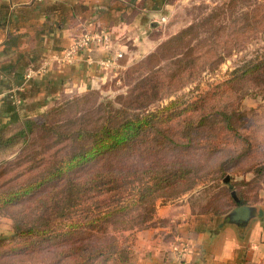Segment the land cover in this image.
<instances>
[{"label": "rangeland", "instance_id": "1", "mask_svg": "<svg viewBox=\"0 0 264 264\" xmlns=\"http://www.w3.org/2000/svg\"><path fill=\"white\" fill-rule=\"evenodd\" d=\"M245 15L254 19L245 22ZM161 22L157 30L152 29L150 34L152 39L158 40L150 52L136 54L128 66L95 87L79 93L62 94L32 118L34 124L26 136L25 152L22 151V143L18 142L8 157L9 163L0 167V194L10 188L40 180L41 172L51 168L54 162L83 148L89 137H72L79 130L93 131L106 120L115 122L135 112L156 111L170 100H177V108L172 111L185 108L214 85L230 78L231 72L244 62L264 56V0H173L169 16ZM182 30L187 31V34L181 37L174 49L142 63L168 36ZM175 54H178L177 57L171 58ZM235 88L236 92L210 100L209 106L231 104L240 110L241 118H236V123L250 138L252 150L233 165L226 164L223 177L220 173L221 163L233 154V150L224 145L217 147L221 146L223 150H216L209 145L210 141L204 139L210 134L208 126L216 123L212 131L220 126L216 117H211L202 128L204 131L201 134H205L203 139H196L190 144L179 139L178 130L186 120H197L201 116L199 109L178 114L170 119V124L164 125L170 141L149 135L145 139L141 138L143 140L133 152L124 151L100 158V165L117 162L127 169H131L132 164L140 169V166L151 160L170 164L184 161L193 165L197 176L203 181L184 194L175 196L174 191L162 192L153 202L131 207L128 211L130 217H125L128 222H141V230L158 222L162 224V221L153 217L156 202H168L180 196L187 197L192 213L215 217L233 208L227 210L231 192L236 198L239 196L242 201L252 203L250 205L264 206V171L261 175L248 172V169H254L255 163L258 165L264 161V91L259 96L247 95L240 99L244 90L253 92L255 89L248 82L239 83ZM217 136L224 137L219 132ZM149 145L154 146L150 148ZM183 145L189 146L181 147ZM0 153L3 158V153ZM225 177H228L227 181H224ZM131 186L125 193L136 192ZM189 186L185 182L178 191ZM227 186H230V192ZM47 189L41 188V191ZM29 197L26 200L33 202L35 195ZM89 206L88 203H76L75 199L59 201V207H53L44 220L54 222L61 217L75 218L83 211L91 210ZM152 207L153 213L150 212ZM215 209L223 213L215 215ZM25 215L26 220L34 217L27 212ZM21 216L22 212H16L9 206L0 210V264H68V259L61 262L55 255L61 247L45 242L26 246L32 239L13 238L14 218ZM138 231L135 227L124 234L128 236L134 232L136 236ZM60 243L65 245L66 241H56V245ZM133 243L132 255L136 237ZM12 249L18 251H10Z\"/></svg>", "mask_w": 264, "mask_h": 264}, {"label": "trees", "instance_id": "2", "mask_svg": "<svg viewBox=\"0 0 264 264\" xmlns=\"http://www.w3.org/2000/svg\"><path fill=\"white\" fill-rule=\"evenodd\" d=\"M243 18L245 22L254 19L247 15ZM186 34L187 31L182 30L168 36L142 63L174 49L177 42ZM230 76L227 80L207 90L197 100L187 104L185 108L172 111L177 108V100H170L166 106L156 111L135 112L128 117L123 116L121 119H116L115 122L106 120L93 131L89 129L76 132L73 138H77L76 136L82 139L89 137L83 148H78L54 162L51 168L41 172L40 180L10 188L0 194V210L9 206L16 212H22L20 218H14L13 238L32 239L27 242L29 244H25L26 246L45 242L61 247L55 255H58L61 262L68 259V264H131V245L134 244L136 236L134 232L128 236L124 232L135 227L141 230L142 226L141 222L131 221L130 223L128 219L126 220L130 217L128 213L130 208L140 203L153 202L154 198L162 192L174 191L175 196L184 194L203 181L197 176L193 165L184 161L170 164L151 160L148 164L140 166V169H136L134 164L131 169H127L128 167H123L117 162L100 165V158L124 151L133 152L143 140L141 138L145 139L149 135L156 139L158 136L165 141H170V135L164 125L170 124V119L178 114L187 110L199 109L201 116L195 121L186 120L182 128L178 130L179 139L186 140L188 144L196 139H203L202 136L205 134H201L204 131L202 128L209 123L211 117H216L220 126L214 131L212 127L216 123L208 126L210 134L204 139L210 141L209 145L215 147L216 150L224 149L221 146L217 148L218 145L232 148L233 154L221 163L220 173L223 177L226 173V170H223L224 166L233 165L247 156L252 150V144L250 138L243 132V128L237 126L236 118H241L240 110L230 106L231 104L209 106V101L227 93L236 92L235 87L245 82L250 83L255 90L253 92L244 90L240 99L247 95L262 94L264 91V56L244 62L235 68ZM33 124V119L29 118L20 127L0 130V152L3 153V158L0 153V167L9 163L8 157L13 153L18 142L22 143V151L25 152L26 136L32 130ZM217 132L222 133L224 137H218ZM153 146L149 145L150 148ZM184 146L189 145L181 147ZM263 171L264 161L258 165L255 163L254 169H248L249 173L256 175H261ZM138 174L140 176L137 177ZM136 181H138L137 185H135ZM185 182H188L190 186L178 191L179 186ZM130 185H132L131 189H136V192L125 193ZM41 188L48 189L41 191ZM227 191L230 192V186ZM34 195L33 202L26 200ZM67 199H75L76 203L81 204L88 203L91 210L83 211L75 218L61 217L54 222L45 221L50 210H53V207H59V201ZM240 200L239 196L237 200L232 195L229 196L227 210L238 205L252 204L242 200L240 202ZM153 210L152 207L150 212L153 213ZM25 212L34 217L26 220ZM37 212L40 213L37 214ZM214 213L220 215L223 212L219 213L215 209ZM56 241H66V243L56 245ZM10 251H18V249ZM259 263L264 264V257L257 264Z\"/></svg>", "mask_w": 264, "mask_h": 264}, {"label": "crops", "instance_id": "3", "mask_svg": "<svg viewBox=\"0 0 264 264\" xmlns=\"http://www.w3.org/2000/svg\"><path fill=\"white\" fill-rule=\"evenodd\" d=\"M172 7L173 0H0V130L20 127L62 94L95 87L150 52L158 44L152 29ZM83 28H107L112 49L59 60ZM108 56L110 67L97 63ZM29 69L35 74L26 79ZM257 206V217L240 228L223 214L192 213L186 196L156 202L153 217L162 224L136 233L131 264H257L264 257V206Z\"/></svg>", "mask_w": 264, "mask_h": 264}, {"label": "built area", "instance_id": "4", "mask_svg": "<svg viewBox=\"0 0 264 264\" xmlns=\"http://www.w3.org/2000/svg\"><path fill=\"white\" fill-rule=\"evenodd\" d=\"M91 47H96L103 52H109L112 49V39L110 36V31L107 28H100L98 30L90 31L87 29H79L72 34L71 42L66 48L63 56L59 60L64 62L75 61L77 55L83 50H89ZM114 58H120L122 56L121 52H116ZM111 57H106L97 61V63L103 68L110 67L114 60ZM48 64V62H46ZM44 64V66L47 65ZM41 69V68H40ZM35 74L33 69L27 70L25 73V78H31Z\"/></svg>", "mask_w": 264, "mask_h": 264}, {"label": "water", "instance_id": "5", "mask_svg": "<svg viewBox=\"0 0 264 264\" xmlns=\"http://www.w3.org/2000/svg\"><path fill=\"white\" fill-rule=\"evenodd\" d=\"M228 177H225L224 181H227ZM235 200H237L234 192H231ZM257 205H238L233 207L229 212L221 217L223 222L238 226L240 228L246 227L251 220L257 217Z\"/></svg>", "mask_w": 264, "mask_h": 264}]
</instances>
